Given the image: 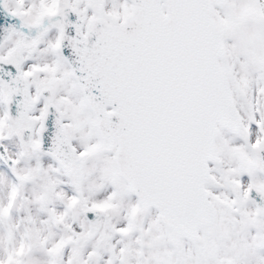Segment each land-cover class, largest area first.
<instances>
[{"label":"snow or ice","instance_id":"snow-or-ice-1","mask_svg":"<svg viewBox=\"0 0 264 264\" xmlns=\"http://www.w3.org/2000/svg\"><path fill=\"white\" fill-rule=\"evenodd\" d=\"M0 264H264V0H0Z\"/></svg>","mask_w":264,"mask_h":264}]
</instances>
